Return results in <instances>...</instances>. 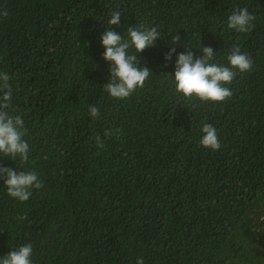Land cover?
I'll return each instance as SVG.
<instances>
[{
    "label": "trees",
    "instance_id": "16d2710c",
    "mask_svg": "<svg viewBox=\"0 0 264 264\" xmlns=\"http://www.w3.org/2000/svg\"><path fill=\"white\" fill-rule=\"evenodd\" d=\"M244 7L254 28L229 29ZM140 23L161 33L137 53L152 75L118 100L101 37ZM203 46L221 64L233 46L253 60L222 103L175 91L177 55ZM0 71L30 147L26 164L0 166L43 183L20 202L0 179V258L31 243L33 264H264V0H0ZM205 123L219 150L200 145Z\"/></svg>",
    "mask_w": 264,
    "mask_h": 264
},
{
    "label": "clouds",
    "instance_id": "9594fccd",
    "mask_svg": "<svg viewBox=\"0 0 264 264\" xmlns=\"http://www.w3.org/2000/svg\"><path fill=\"white\" fill-rule=\"evenodd\" d=\"M7 16L5 10L2 13ZM107 24L119 25L121 12L113 11ZM255 15L249 13L247 7L236 8L227 18V27L239 33H248L254 28ZM158 25L148 27L145 23L129 27L125 35L107 28L102 34L101 43L105 51L103 58L110 62L111 78L103 85L110 97L125 100L130 98L138 89L145 86V82L152 75L147 67L140 66L137 53L143 52L147 47L154 46L155 41L161 36ZM180 40L179 35L172 37V42ZM133 49V52L129 50ZM175 48L170 49L165 59L171 60ZM203 55L194 58L191 50L177 55L174 72L175 91L191 101L198 99L201 103H222L233 96L228 85H231L238 74L249 72L253 69V60L239 46H233L227 55L228 64L216 62V51L210 46L201 47ZM11 76L0 71V156L19 159L21 165L29 160L30 147L24 139L28 134L21 115L16 114V107L12 103L13 88L10 83ZM89 116L96 119L99 108L90 105ZM117 133L120 129L115 130ZM203 133L199 143L205 148L219 150L221 143L216 128L209 123L203 124ZM105 136L113 135L111 129H106ZM98 148L104 147V141L95 138ZM0 179H3L7 194L20 202L27 201L32 195V189L39 190L43 187L38 173L34 170L16 171L12 167L0 166ZM33 246L26 243L0 258V264H33L31 259ZM136 264H144L143 258H138Z\"/></svg>",
    "mask_w": 264,
    "mask_h": 264
}]
</instances>
